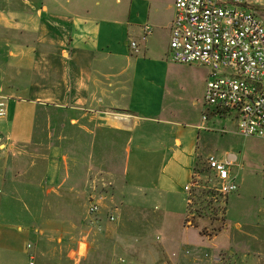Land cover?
<instances>
[{"label": "crops", "instance_id": "obj_1", "mask_svg": "<svg viewBox=\"0 0 264 264\" xmlns=\"http://www.w3.org/2000/svg\"><path fill=\"white\" fill-rule=\"evenodd\" d=\"M20 1V14L0 11V28L29 41L37 9L54 33L31 39L53 64L39 69L33 46L12 45L31 76L0 91V264H259L237 258L227 223L209 237L187 222L205 129L239 133L233 117L200 118L209 73L169 58L174 0ZM14 37L0 34V55ZM240 158L217 160L242 168ZM94 178L111 192L95 193Z\"/></svg>", "mask_w": 264, "mask_h": 264}, {"label": "built area", "instance_id": "obj_2", "mask_svg": "<svg viewBox=\"0 0 264 264\" xmlns=\"http://www.w3.org/2000/svg\"><path fill=\"white\" fill-rule=\"evenodd\" d=\"M256 5L257 0H174L169 57L175 63L206 67L205 107L215 115L233 117L241 136L264 143V19L257 15ZM148 33L146 27L142 41ZM137 47L130 42L131 49ZM5 116L6 100L0 96V120ZM202 120H207L206 114ZM204 162L213 182L210 190L223 198L237 191L231 159L210 156ZM199 180L194 170L184 188L187 207L200 188ZM97 210L92 203L90 212ZM261 212L264 223V208Z\"/></svg>", "mask_w": 264, "mask_h": 264}, {"label": "rangeland", "instance_id": "obj_3", "mask_svg": "<svg viewBox=\"0 0 264 264\" xmlns=\"http://www.w3.org/2000/svg\"><path fill=\"white\" fill-rule=\"evenodd\" d=\"M93 2L94 0H92ZM2 10H4V13L10 10L20 14L22 3L20 0H0V11ZM36 10H30L32 31L29 33L43 34L46 32L53 34V27H46L43 23L33 19ZM255 11L261 19H264V0L259 1V4L255 6ZM88 13L89 19L110 16L107 11L102 10H89ZM20 19L15 18V21L20 22ZM1 33L8 36L14 35V40H17L7 43V46L3 42L2 49L4 51L3 55H0V88H2L0 91L3 94H11L12 89L16 86L19 87L23 79L27 80L31 76L29 71L21 69L20 54L18 55L21 52L13 48L12 45L33 46L35 53H31L30 57L33 58L39 69L45 66V61H47L46 65H52L53 63L50 61L51 59L37 56L38 45H43V42L32 41L31 38L35 34L30 36L29 41H20L19 39H22L20 36L23 33H28L26 30L0 28ZM7 51H12L16 56L8 55ZM174 64L184 65L175 62ZM193 69L199 75L209 73V70L202 66L194 65ZM10 86L12 89H9ZM16 91L20 94V90ZM206 109L203 105L200 118L206 113ZM229 124L230 122H227V126L215 125L205 129L206 132L208 130L210 132H207V135L203 136L202 139V157L206 160L208 157L213 156L221 160L229 152L235 153L239 157L242 155L238 163L243 164V167L233 166L229 168L230 173L235 178L237 191L223 198L210 190L213 182L210 180L211 177L205 168V162L202 161L195 167V172L200 176V180L197 181L200 188L194 190L192 204L187 207V215L194 224L202 223L201 232L209 237L220 233L227 223L230 229L228 233H230L232 239H235L233 246L237 258L242 261H259V264H264V223H262L261 212L264 208V144L257 138H245L237 134L236 131L231 132ZM224 127L229 131H222ZM92 180H94L92 182L94 186L99 188V191H95V193L106 195L111 192L110 186L108 188L102 186L104 182L100 178ZM123 192L131 193L133 191L124 190Z\"/></svg>", "mask_w": 264, "mask_h": 264}]
</instances>
